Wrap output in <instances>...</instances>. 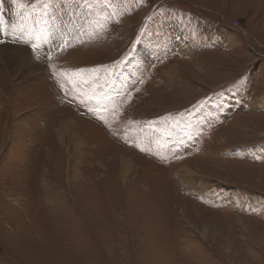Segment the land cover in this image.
Masks as SVG:
<instances>
[{
    "label": "rangeland",
    "instance_id": "rangeland-1",
    "mask_svg": "<svg viewBox=\"0 0 264 264\" xmlns=\"http://www.w3.org/2000/svg\"><path fill=\"white\" fill-rule=\"evenodd\" d=\"M23 2L0 264H264V0Z\"/></svg>",
    "mask_w": 264,
    "mask_h": 264
},
{
    "label": "snow or ice",
    "instance_id": "snow-or-ice-1",
    "mask_svg": "<svg viewBox=\"0 0 264 264\" xmlns=\"http://www.w3.org/2000/svg\"><path fill=\"white\" fill-rule=\"evenodd\" d=\"M11 4L17 9L18 12L22 13L27 9V5L23 2V0H11ZM4 5V0H0V7H3ZM0 20H2V16H0ZM15 42V40L13 41ZM6 43L3 40H0V44ZM27 43V41H25ZM38 45L37 43L32 44V49L35 52L37 49Z\"/></svg>",
    "mask_w": 264,
    "mask_h": 264
},
{
    "label": "bare ground",
    "instance_id": "bare-ground-1",
    "mask_svg": "<svg viewBox=\"0 0 264 264\" xmlns=\"http://www.w3.org/2000/svg\"><path fill=\"white\" fill-rule=\"evenodd\" d=\"M4 57V56H3ZM4 61V60H3ZM1 62V61H0ZM6 63V66L8 65L7 63H9V61L8 60H6L5 61ZM6 68H8V66L6 67ZM70 124H73V123H70ZM62 128H63V131L60 133V135H62L63 136V133H67V132H72L73 133V131H74V129H75V127L74 126H65V125H63L62 126ZM187 167V166H186ZM184 171V175L186 176V175H188V174H191L192 173V169H183ZM188 180H189V177L187 178ZM190 181V180H189Z\"/></svg>",
    "mask_w": 264,
    "mask_h": 264
}]
</instances>
